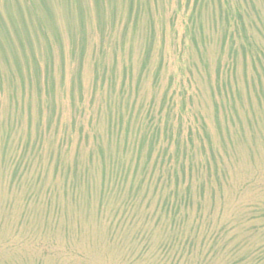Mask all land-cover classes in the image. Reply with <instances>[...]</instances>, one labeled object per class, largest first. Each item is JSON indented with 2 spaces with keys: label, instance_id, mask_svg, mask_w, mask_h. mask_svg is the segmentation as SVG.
<instances>
[{
  "label": "rangeland",
  "instance_id": "1",
  "mask_svg": "<svg viewBox=\"0 0 264 264\" xmlns=\"http://www.w3.org/2000/svg\"><path fill=\"white\" fill-rule=\"evenodd\" d=\"M0 264H264V0H0Z\"/></svg>",
  "mask_w": 264,
  "mask_h": 264
}]
</instances>
